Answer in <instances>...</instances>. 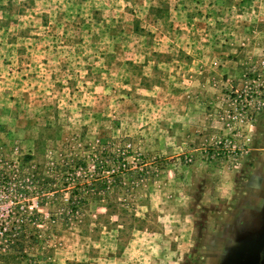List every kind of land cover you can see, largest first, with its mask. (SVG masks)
Returning <instances> with one entry per match:
<instances>
[{"label":"rangeland","instance_id":"374dc122","mask_svg":"<svg viewBox=\"0 0 264 264\" xmlns=\"http://www.w3.org/2000/svg\"><path fill=\"white\" fill-rule=\"evenodd\" d=\"M264 0H0V264H256Z\"/></svg>","mask_w":264,"mask_h":264},{"label":"water","instance_id":"95a60500","mask_svg":"<svg viewBox=\"0 0 264 264\" xmlns=\"http://www.w3.org/2000/svg\"><path fill=\"white\" fill-rule=\"evenodd\" d=\"M256 264H264V245L261 249L259 261Z\"/></svg>","mask_w":264,"mask_h":264}]
</instances>
